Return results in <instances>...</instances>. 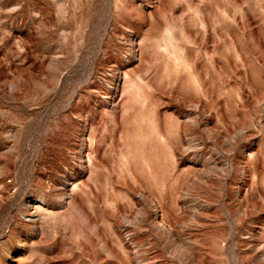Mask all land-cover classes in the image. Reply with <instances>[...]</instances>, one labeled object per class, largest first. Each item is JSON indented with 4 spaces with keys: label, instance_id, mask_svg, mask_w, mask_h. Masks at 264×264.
<instances>
[{
    "label": "rangeland",
    "instance_id": "1",
    "mask_svg": "<svg viewBox=\"0 0 264 264\" xmlns=\"http://www.w3.org/2000/svg\"><path fill=\"white\" fill-rule=\"evenodd\" d=\"M190 262L264 264V0H0V264Z\"/></svg>",
    "mask_w": 264,
    "mask_h": 264
},
{
    "label": "bare ground",
    "instance_id": "2",
    "mask_svg": "<svg viewBox=\"0 0 264 264\" xmlns=\"http://www.w3.org/2000/svg\"><path fill=\"white\" fill-rule=\"evenodd\" d=\"M240 204H241V203H240ZM245 205H246V204H244V206H245ZM240 206H241V205H240ZM242 206H243V205H242ZM244 206H243V207H244ZM246 206H247V205H246ZM155 208H156V207H155ZM245 209H246V208H245ZM158 210H159V209H158ZM156 211H157V210H156ZM154 212H155V211H154ZM155 215H156V221H155V220H154V221H155L156 224H157V228H158V230H159V231H158L159 234H162V235H163L164 233H167L168 235L172 234L171 231H170V229H169V226L166 224V221H164L163 217H160V215H157V213H155ZM155 215H154V216H155ZM153 219H154V218H153ZM151 222H153V220H151ZM153 224H155V223H153ZM153 224H152V225H153ZM153 226H154V225H153ZM153 228H155V226H154ZM172 232H173V231H172ZM165 235H166V234H165ZM168 235H166V236H168ZM159 236H161V235H159ZM168 237H170V236H168ZM170 241H171V240H170ZM181 242H182V241H181ZM186 242H187V241H186ZM171 243H173V242H171ZM171 243H170L169 247L172 245ZM182 243H183V242H182ZM187 243H188V242H187ZM168 244H169V243H168ZM182 245H184V243H183ZM175 246H176V245H175ZM175 246H174V248H175ZM180 246H181V245H180ZM169 247H168V248H169ZM177 247H178V245H177ZM174 248H173V249H174ZM185 248H186V247H185ZM187 248H188V247H187ZM171 249H172V248H171ZM188 249H189V248H188ZM172 251H173V250H172ZM172 251H171V252H172ZM175 252H176V251H175ZM173 253H174V251H173ZM176 255H178V254L176 253ZM174 256H175V255H174ZM175 257H176V256H175ZM177 259H178V258H177ZM179 259H181V258H179ZM193 259H194V257H193ZM190 263H191V262H190ZM192 263H194V262H192ZM192 263H191V264H192ZM199 264H200V263H199Z\"/></svg>",
    "mask_w": 264,
    "mask_h": 264
}]
</instances>
